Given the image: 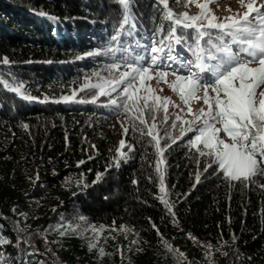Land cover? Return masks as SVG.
<instances>
[{
    "label": "trees",
    "instance_id": "obj_1",
    "mask_svg": "<svg viewBox=\"0 0 264 264\" xmlns=\"http://www.w3.org/2000/svg\"><path fill=\"white\" fill-rule=\"evenodd\" d=\"M224 4L219 0L210 8L217 15ZM169 7L177 14L199 13L195 5L184 7L177 0H169ZM242 10L238 6L227 13ZM162 12L158 0H134L137 30L124 42L150 44L159 24L169 26ZM121 18L116 0H0V81L22 83V91L34 98L23 99L0 83V239L9 241L0 253L5 264H264V189L236 182L229 188L210 175L211 168L203 172L208 158L195 162L197 150L186 146L195 133L186 132L174 144L168 137L160 140L161 147L171 144L159 165L161 192L160 157L151 137L133 131L135 109L117 116L109 97L91 102L96 90L84 86L98 82L95 73L108 80L119 73L106 69L111 54L88 53L118 47L110 37ZM174 54L192 58L183 46H176ZM66 96L72 99L65 102ZM156 115L163 137L171 119L161 124L163 110ZM168 115L174 119L177 113ZM176 123L170 129L173 138L182 124ZM135 125L147 131L138 120ZM114 127L120 131L117 139ZM121 139L126 161L116 151ZM80 161L85 163L78 167ZM98 173L103 174L99 181ZM159 197L172 204L175 217ZM66 229L75 231L62 236ZM90 241L95 248H89ZM164 241L184 257L167 252ZM207 244L210 250L200 246Z\"/></svg>",
    "mask_w": 264,
    "mask_h": 264
},
{
    "label": "snow or ice",
    "instance_id": "obj_2",
    "mask_svg": "<svg viewBox=\"0 0 264 264\" xmlns=\"http://www.w3.org/2000/svg\"><path fill=\"white\" fill-rule=\"evenodd\" d=\"M133 2L134 0H116L121 7L122 18L117 25H114L110 40L118 47L113 48L109 45L106 50L88 53V55L111 54L112 62L106 65V69L110 73L113 70L119 73L112 80L95 73L98 82L86 83L84 86L90 91L96 90L92 92L91 102L96 103L97 96L109 97L108 106L117 116L121 111L130 113L135 109L133 131H139L141 136L151 137L160 157L156 162V171L160 173L161 192H165V188L164 175L159 165L165 162L164 151L170 148L171 144L166 143L161 147L160 140L168 137L174 144L177 139H183L186 132L195 133L188 139L186 145L189 150L193 148L197 150L198 157L195 162L199 165V157L208 158L203 172H208L211 168L210 175L218 176L229 188H234L236 183H239L245 189L252 185L264 189V183L259 182V178H264V90L257 92V89L264 86V11H262L264 0H247V2L239 0L241 7H245L246 11L243 14L228 15L223 18H218L210 8L213 3L218 5L219 0H203V2L177 0L178 3H183L184 7L195 5L199 8V13L193 15L188 12L177 14L169 7V0H158L163 6V20L168 22L169 26L165 29L164 23L159 24L150 44L144 45L139 41L132 44L123 40V37H132L137 30L136 17L132 13ZM227 11L231 12V8L229 7ZM38 14L47 15L43 12ZM49 19L56 18L49 17ZM160 36L163 38L157 39ZM176 46L185 47L192 58L182 60L178 54H174ZM140 48L142 51H137ZM118 52L120 55L117 57ZM2 63L8 65L10 61L4 58ZM169 76L174 77L171 82L167 79ZM153 79L157 84L161 81L168 84L184 105H188L193 99H202L207 111L201 107L198 114H192L191 107H188L187 112L192 114L191 121H183L179 114L172 119L168 115L171 99L156 95V90L146 83ZM0 83L23 99H34L22 91V83L19 85H12L7 81ZM142 89L145 94L138 95ZM83 90L84 88L81 89ZM201 90L202 97L199 95ZM160 91L163 89L161 88ZM113 93L116 94L115 98H112ZM62 99L67 102L72 97L66 96ZM141 100L143 105L140 104ZM174 106L180 108V105ZM161 109L163 116L160 123L169 124L171 119L169 128L163 129V137L160 136L156 123V114ZM180 111L183 112L184 109L181 108ZM137 120L140 125H144L146 132L135 125ZM177 121H181L182 124L188 123L189 127L184 129L181 124L179 135L173 138L170 129L177 128ZM124 123L121 122V128L127 134L128 129L124 127ZM197 124L200 126L196 127ZM22 127L27 129L28 125L23 124ZM221 132L230 142H226L220 136ZM201 144L202 149L199 147ZM125 147V141L121 139L116 151L117 155L126 161V154L120 152ZM127 147L129 151L134 150L131 145ZM83 163L85 162L80 161L77 166ZM213 165L216 167L213 168ZM116 166L119 167L118 161ZM102 175L97 174V181ZM195 181L196 183L201 181L200 172L195 174ZM159 199L168 213L175 217L172 204L163 197ZM173 223L176 221L173 220ZM153 227L156 228L155 225ZM74 231L66 229L61 235H70ZM156 231L162 236L158 228ZM8 243V240L0 239V246ZM133 243L137 242L133 241ZM163 243L167 252L178 253L179 257H184V253L173 249L166 241ZM200 246L208 250L212 248L211 244ZM95 247L96 244L90 241L89 248ZM99 253L102 255L104 249L100 248ZM0 264H5L3 253H0Z\"/></svg>",
    "mask_w": 264,
    "mask_h": 264
},
{
    "label": "rangeland",
    "instance_id": "obj_3",
    "mask_svg": "<svg viewBox=\"0 0 264 264\" xmlns=\"http://www.w3.org/2000/svg\"><path fill=\"white\" fill-rule=\"evenodd\" d=\"M225 4L218 9L217 12V17H225L228 15L227 13V9L229 7H231L232 9L233 8H237L238 6L241 7L240 3H239V0H222ZM201 2H203V0H201ZM247 2V0H246ZM245 10V7H241ZM244 10H242V12H244ZM200 11V10H199ZM255 66V65H253ZM168 81L171 82L174 77L172 76H169L168 78ZM148 85H150L153 89L156 90V95L160 96V97H169L172 101V103H169L168 105V111L170 112H176L177 114L181 115L182 118H183V121H191L192 119V114H198L199 112V109L201 107H203L205 109V111H207V106L203 104V100H191L189 102L188 105H184L183 102L180 100L179 96L174 93L169 87H168V84L164 83L163 81H161L159 84H157L156 80L153 79L151 81H147L146 82ZM163 89V91H160V89ZM260 90H264V86H261L260 89H257V92H259ZM145 94L143 92V89L141 90V92L138 94V95H143ZM199 95L202 97L203 96V91L201 90V92L199 93ZM151 99V97H150ZM174 105H180V108H177L175 107ZM188 107H191L192 109V114H189L187 112V108ZM183 108L184 111L181 112L180 109ZM184 126V129H187L189 127V124L188 123H183ZM200 125L197 124L196 127H199ZM220 125H217V127H219ZM113 134L115 135V138L117 139L118 135L120 134V131L118 129V127H114L113 128ZM195 135V134H194ZM220 136L222 138H224L226 140V142H230L228 141V138L225 136V134L223 132L220 133ZM199 147L202 149L203 148V145H199Z\"/></svg>",
    "mask_w": 264,
    "mask_h": 264
}]
</instances>
